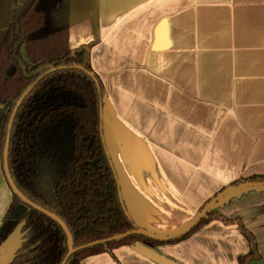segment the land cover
Masks as SVG:
<instances>
[{
	"label": "crops",
	"instance_id": "1",
	"mask_svg": "<svg viewBox=\"0 0 264 264\" xmlns=\"http://www.w3.org/2000/svg\"><path fill=\"white\" fill-rule=\"evenodd\" d=\"M67 42L91 45L103 140L136 229L175 235L220 190L264 177V0H69ZM12 202L0 152V227ZM211 209L242 222L261 256L250 264H264V186ZM247 252L235 225L212 221L81 264H237Z\"/></svg>",
	"mask_w": 264,
	"mask_h": 264
},
{
	"label": "trees",
	"instance_id": "2",
	"mask_svg": "<svg viewBox=\"0 0 264 264\" xmlns=\"http://www.w3.org/2000/svg\"><path fill=\"white\" fill-rule=\"evenodd\" d=\"M69 0H0V152L10 115L25 96L12 123L8 168L16 188L32 203L61 219L74 248L123 235L135 228L120 204L118 188L100 135L103 87L90 66L91 45L70 49L67 42ZM81 67L97 79L95 82ZM264 183V177L239 179L228 188ZM225 189L207 200L205 206ZM13 195V194H12ZM13 202L0 227V245L24 221L25 243L12 264H62L67 239L61 227L26 207L19 219ZM196 215V216H197ZM195 216V217H196ZM235 225L248 245L237 264L259 261L256 241L240 220H229L212 209L182 237L160 242L140 234L78 250L64 264H81L89 257L141 243L170 245L212 222Z\"/></svg>",
	"mask_w": 264,
	"mask_h": 264
},
{
	"label": "water",
	"instance_id": "3",
	"mask_svg": "<svg viewBox=\"0 0 264 264\" xmlns=\"http://www.w3.org/2000/svg\"><path fill=\"white\" fill-rule=\"evenodd\" d=\"M76 69L81 70L83 72H85L89 77L92 78V80L95 82L96 88L98 90V94H100L99 91V85L97 83V79L95 77H93V75L87 71H85L83 68L81 67H76ZM34 84L32 86H30L25 92L24 94L19 98V100L17 101L7 124V129H6V138H5V142H4V146H3V150H2V160H3V172L5 175V178L7 180V183L9 185V188L12 192V194L14 196H16L21 202L22 205L25 207H30L38 212H40L41 214L45 215L46 217L52 219L54 222H56L61 229L63 230L66 239H67V255L66 258L64 260V262L66 261V259L73 254L74 252L84 249L86 247H91L97 244H103V243H107L110 241H114V240H118V239H122L124 237H126L128 234L130 233H135V234H140L142 236H145L147 238L150 239H154L160 242H166V241H170L179 237H182L183 235H185L187 232H189L199 221L200 219L204 216V214L208 211V209L212 208L213 204L218 201L221 197L227 195L228 193L235 191L237 189H241L244 187H249V186H264V183H246L243 185H239V186H235V187H231V188H227L225 189L223 192H221L216 198H214L211 202H209L205 208L180 232H178L175 235L172 236H167V237H160V236H154L151 234H148L144 231L141 230H133L131 232H128L126 234L123 235H117L114 236L112 238H109L107 240H102V241H98V242H94V243H90L88 245L82 246L80 248H74L73 246V239L72 236L69 232V230L67 229L66 225L64 224V222L59 219L55 214L49 212L48 210H45L39 206H37L36 204L32 203L31 201H29L15 186V184L13 183L11 176H10V172H9V168H8V147H9V137H10V131H11V127H12V123L14 120V116L17 112L18 107L20 106L21 102L23 101V99L25 98V96L29 93V91L33 88ZM101 114H102V106L100 107V112H99V118H100V135H101V139L103 142V146L107 155V158L109 160V165L112 168L113 174H114V178H115V182L118 188V197L120 200V204L124 210L125 215L127 216V218L130 220L129 215L127 214V211L125 209V206L123 204L122 198H121V194L119 191V184L115 175V172L113 170L112 164L110 162L109 156L107 154L106 148H105V144H104V140H103V135H102V125H101ZM25 225L24 221H21L16 227L15 229L11 232V234L4 240V242L1 243L0 245V264H12V262L14 261L15 257L17 256L18 252L21 250L22 245L25 243V232H23V227ZM64 262L62 264H64Z\"/></svg>",
	"mask_w": 264,
	"mask_h": 264
},
{
	"label": "rangeland",
	"instance_id": "4",
	"mask_svg": "<svg viewBox=\"0 0 264 264\" xmlns=\"http://www.w3.org/2000/svg\"><path fill=\"white\" fill-rule=\"evenodd\" d=\"M22 207L21 208H26L25 206L21 205Z\"/></svg>",
	"mask_w": 264,
	"mask_h": 264
}]
</instances>
